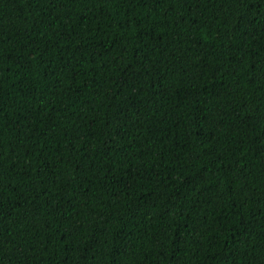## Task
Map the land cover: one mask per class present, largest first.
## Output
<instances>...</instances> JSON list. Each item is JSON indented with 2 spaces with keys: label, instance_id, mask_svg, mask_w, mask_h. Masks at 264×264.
Here are the masks:
<instances>
[{
  "label": "trees",
  "instance_id": "1",
  "mask_svg": "<svg viewBox=\"0 0 264 264\" xmlns=\"http://www.w3.org/2000/svg\"><path fill=\"white\" fill-rule=\"evenodd\" d=\"M0 264H264V0H0Z\"/></svg>",
  "mask_w": 264,
  "mask_h": 264
}]
</instances>
